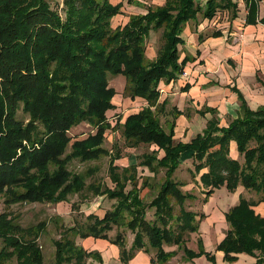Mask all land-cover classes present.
Instances as JSON below:
<instances>
[{
  "label": "trees",
  "instance_id": "obj_1",
  "mask_svg": "<svg viewBox=\"0 0 264 264\" xmlns=\"http://www.w3.org/2000/svg\"><path fill=\"white\" fill-rule=\"evenodd\" d=\"M53 1L0 0V200L6 208L67 202L69 195L80 193L86 185L85 176L69 170L68 164L109 155L113 187L91 184L88 189L114 200L115 206L102 218L88 216L92 222L84 230L76 226L63 229L53 242L55 264H85L90 258L104 264L97 251L76 245V237L110 242L119 248L123 263L132 258L135 246L145 252L155 250L149 264H167L177 252L164 251L166 244L175 245L186 261L204 256L215 264L214 255L204 250L200 238L197 252L186 246L204 218L201 211L188 210L186 205H203L215 191L234 193L237 189L242 193L238 203L224 213L227 230L216 250L226 262H234L235 255L244 253L255 256V264H264V216L255 212L257 205L264 206V105L250 109L243 93L232 86L237 116L227 126H220L217 108L204 106L198 114L210 118L202 132L187 143L174 140L175 119L182 114L176 107L165 127L160 119L168 104L161 98V83L177 81L186 65L195 61L189 54L180 57L184 28L194 24L193 32L201 43L204 35L198 32V25L213 20L220 10L226 11L231 26L239 14L237 2L164 0L162 5L143 7L145 13L130 14L123 25L112 27L111 20L122 13V2ZM243 2L245 24H263L264 18L257 16L259 0ZM158 31L161 45L150 58L147 41L151 32ZM221 36L217 30L208 37ZM119 75L125 82L123 96L131 102L140 99L144 105L112 125L107 115L115 108L112 100L116 92L108 79ZM188 89L186 84L181 92ZM81 123L90 126L94 134L72 140L69 131ZM115 127L121 129L127 147L155 146L156 150L142 154L139 164L119 168L115 161L121 158L120 150L113 149L111 154L102 146L105 132ZM231 142L240 160L229 156ZM187 158H192L190 174L203 198L194 196V189L182 192L184 183L173 178ZM137 167L154 175L165 170L164 181L148 204L139 195ZM148 179L143 176L144 187ZM128 185L131 188L126 190ZM245 193L251 196L246 199ZM147 208L154 209L152 221L146 220ZM126 217L129 221L125 223ZM124 223L134 234L129 249L120 235L114 240L107 236L113 226ZM45 226L41 222L23 228L8 210L0 213V264L12 260L15 264H43L38 238Z\"/></svg>",
  "mask_w": 264,
  "mask_h": 264
},
{
  "label": "crops",
  "instance_id": "obj_2",
  "mask_svg": "<svg viewBox=\"0 0 264 264\" xmlns=\"http://www.w3.org/2000/svg\"><path fill=\"white\" fill-rule=\"evenodd\" d=\"M233 1L237 2L238 7L243 6V9L239 11L238 17L232 22L231 26L227 25L226 30L221 28L215 29V31L219 30L222 32L221 37H204L201 43L197 42L196 50L199 51L198 59L186 65L184 74L177 81L171 82L168 85L161 83V90L163 91L161 98L168 100L167 106L171 105V107H176L182 113L175 119L174 140L176 142L187 143L205 128L210 115L205 114L204 117H201L198 114L202 106L217 108L220 126H227L237 116V98L227 86H236L243 93L250 109L255 110L259 106L264 105L263 91L253 84L251 86L248 81L254 78V74L257 71L264 74V27L259 23L256 25H246L245 16L247 10L245 3L243 0ZM262 16H264V0H259L258 19ZM209 23L211 21H203L199 25L198 31L208 30ZM200 27L202 28L201 30ZM191 39L194 40V35H191ZM246 69L250 70L251 73ZM219 70L226 80L225 84H221L220 80L214 77V74H217ZM245 71H247L248 76H246ZM124 83L123 78V87ZM186 84L189 85V89L186 92H181V89ZM245 87L249 88L248 93L243 90ZM178 99L180 100L179 103ZM131 103H135L139 107L140 105H144V102L140 99L134 100ZM154 147L152 146V149ZM162 155L163 153L160 152L159 157ZM229 155L232 159H241L236 151L234 142L230 143ZM142 168L146 170L144 174L147 173V176L154 175L153 173L151 175L147 168ZM191 168L192 158H187L181 162L173 175L175 180L188 184L183 186L185 189L183 191L185 192L192 189V186L189 184L191 183ZM202 172H206V169H203ZM195 179L198 180V177ZM187 186L190 187L186 188ZM240 193H242L241 189H237L234 193L215 191L205 204H199L194 209L195 211H201L204 214V218L199 221L198 232L191 233V238L193 240V235H195L201 239L204 250L214 255L215 264L256 263L257 258L255 256L244 253L235 255L236 260L234 262H226L223 258V253L216 250V246L222 241L225 235L224 233L227 230L224 213L238 203V195ZM193 195L197 198L204 197L201 192L193 193ZM196 201L198 202V200ZM255 212L260 216H264L263 204L257 205ZM196 220H199V217H196ZM79 242H85L89 250L91 248L97 251L100 250L102 253L107 252L106 257L108 259L115 256L117 252L119 254L118 247L105 240L87 238L81 239ZM87 242L89 243L87 244ZM131 245L132 243H130L129 247ZM186 246L195 252L198 250L197 242H186ZM162 247L164 251L177 252L167 264H212L204 256L186 261L183 254L177 251L175 245L164 244ZM150 254L151 259L154 258L155 252L153 249L152 251L150 249L148 253L139 249L132 260L126 264H148ZM105 261L109 263L106 259Z\"/></svg>",
  "mask_w": 264,
  "mask_h": 264
},
{
  "label": "rangeland",
  "instance_id": "obj_3",
  "mask_svg": "<svg viewBox=\"0 0 264 264\" xmlns=\"http://www.w3.org/2000/svg\"><path fill=\"white\" fill-rule=\"evenodd\" d=\"M59 1L61 0H54L53 3L59 2ZM199 1L204 2L205 0H199ZM110 2L112 4H116L118 2L123 3L121 15H118L111 20L112 27H116L118 25L119 26L123 25L126 22L128 15L135 14V13H145V9L143 7L162 5L164 3V0H133L134 2L133 5H129L127 3V0H110ZM137 3H140L139 6L141 7L137 6L138 5ZM239 8H240L239 11H242L243 6ZM262 18H264V16H262L260 19ZM210 21L211 23H209L207 27L208 30H204L200 32L202 35H204V37L210 36V34H212V32H215V29L217 28L226 30L227 25H228V14L226 13V11L219 10L217 14L215 15V17L213 18V20H210ZM199 25H198V28H199ZM261 25L264 27V23ZM194 26H195L194 24H190L188 25V27H185V29L182 32V36L183 38H185V45L183 47H180V50H181L180 57L181 58H183L185 54H189V55L194 56L195 59H198L199 55L196 54V52L198 51L196 50V47H197L196 43L198 42V39H197V34L193 32ZM201 29L202 28L200 27V30ZM191 35H194V40L191 39ZM160 45H161L160 32L159 31L151 32L149 40L147 41V49H146L147 56L151 58L156 53ZM222 62L224 63L223 60ZM246 70L249 73H251L250 70L248 69ZM247 71H245L246 76H248ZM214 77H217L220 80L221 84H225L226 80L223 78L222 72L220 70L218 71L217 74H214ZM108 80H109V86L115 90L116 95L114 96L112 100V103L114 104L115 108L109 111L107 116H108L109 122L112 125H115V123L118 120L122 122L126 114L133 112V108L138 109L139 105H136L135 103H131V101H129L128 98L123 96L124 87H123V76L122 75L115 76V77L109 76ZM248 81L250 85L253 84L254 86H257L259 89H261V91H263L262 93H264V74L262 72L257 71L254 74V78H251V80H248ZM212 85H215V84H212ZM227 87L230 89L229 86ZM243 90L246 93L249 92L248 87H245ZM179 102L180 100L178 99V103ZM203 107L204 106H202L201 109ZM172 108L173 106L171 107V105L166 106L165 112L160 116L161 123L164 127L166 125V122H171L173 119V113L171 110ZM187 110L189 109L187 108ZM94 132L95 131L90 126H88L86 123H81L80 125L73 127L69 131V136L72 138V140H74L78 137H85L87 134H94ZM102 146L104 147V149L110 151L111 154H112V151H114L113 149L120 150L121 158L115 161V164L119 166V168L129 163L139 164V162H141L140 156L142 154L148 153L152 150H156L155 147L152 149V146L148 147L144 145H140L137 148L127 147L124 144V139L121 135V129L119 127L118 128L115 127L112 130L109 129L105 132V138H104V142ZM158 156H160V153L158 154ZM108 164H109V155L101 156L98 160H92L89 162H81L77 159L70 162L68 164L69 170H71L74 173L84 175L86 185H85L84 190L81 191L80 193L69 195L67 198V202H61L55 205L47 204V203L15 204V205H11L8 208H6L2 199L0 200V213L4 212L5 209L8 210L10 215L15 217L16 221L23 228L36 226L37 224L41 222L45 223L46 225L45 229L44 231H42V233L40 234L38 238V244L44 256L43 264H55L54 262L55 246L53 242L60 238V235L62 234L63 229L69 228L71 226H76V229H78L79 231L84 230L85 226L89 224L90 222H92V220H89L87 218L88 216H97L98 218H102L106 212L111 211L112 208L115 206L114 200H109L105 195H95L91 189H88L89 185L91 184L100 185L102 188L113 187V184L109 178ZM145 171L146 170L143 169L142 167H137V177H138L137 187L138 189H140L141 187L139 195L142 201L148 204L151 201L152 197L156 195V193L158 192L159 186L164 181L165 170L161 168L153 176H147V173L144 174ZM143 176H146V179L147 177L149 178L147 187H144L143 183H141L143 180ZM186 176H187V172H186ZM189 184L190 186H192V189L196 191L195 193H197L198 191L196 189L197 186L195 185V181L193 180L192 177H191V183ZM186 185L188 184L184 183L183 186H186ZM183 186L181 188L182 192L183 190H185ZM190 186H187L186 188H189ZM130 188L131 186L128 185L126 187V190H129ZM250 196L251 195H248L245 193L243 197L249 198ZM197 207H198V204L194 202L192 204L186 205V209L188 210H194ZM153 219H154V209L147 208L146 220L152 221ZM128 221H129V217H126L125 223ZM125 223L124 225L122 224L120 227L113 226L111 231L107 232V236L109 237L110 240H114L117 235H120L121 238L123 239V242L126 245L125 246L126 249H129L130 243L133 242L134 234L128 228L125 227ZM189 236L190 237L187 240V242H197L198 240L197 236L193 235L194 236L193 240L191 238V234ZM76 238L77 239H75V241L78 240V242H75V244L81 246L84 250L88 252L97 251L95 249H91L90 247H89L90 248L89 250L85 242H79L81 241V239L78 237ZM88 243L89 242H87V244ZM0 247H1V243H0ZM133 250H134V254L132 258L135 256V253L139 249L133 246ZM97 252L100 254L103 263H106L105 261L106 259L109 262L106 264H126V262L123 263L120 261L118 252L117 254H115V256L110 257L109 259L106 257L107 252L102 253V251L100 250ZM132 258L130 260H132ZM149 260H151V254L148 259V264L150 263ZM139 263H143V262H139ZM9 264H15V261L12 260L9 262ZM85 264H99V263L95 261L94 259L90 258L86 260Z\"/></svg>",
  "mask_w": 264,
  "mask_h": 264
}]
</instances>
